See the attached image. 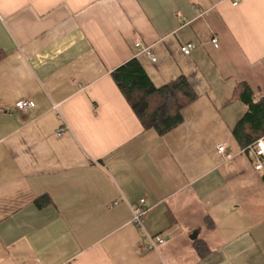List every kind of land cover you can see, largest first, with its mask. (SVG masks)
<instances>
[{"label": "crops", "instance_id": "crops-1", "mask_svg": "<svg viewBox=\"0 0 264 264\" xmlns=\"http://www.w3.org/2000/svg\"><path fill=\"white\" fill-rule=\"evenodd\" d=\"M132 57L198 95L163 135L111 76ZM240 82L264 99V0H0V264H264Z\"/></svg>", "mask_w": 264, "mask_h": 264}, {"label": "trees", "instance_id": "trees-1", "mask_svg": "<svg viewBox=\"0 0 264 264\" xmlns=\"http://www.w3.org/2000/svg\"><path fill=\"white\" fill-rule=\"evenodd\" d=\"M111 76L145 129H154L160 135L183 121V108L198 96L184 75L157 87L137 57L116 67ZM234 98L247 105L245 115L234 129V137L239 149L249 151L248 146L264 135V99L254 100L246 82L237 85ZM204 246L202 241L197 242L200 256L210 251Z\"/></svg>", "mask_w": 264, "mask_h": 264}, {"label": "built area", "instance_id": "built-area-1", "mask_svg": "<svg viewBox=\"0 0 264 264\" xmlns=\"http://www.w3.org/2000/svg\"><path fill=\"white\" fill-rule=\"evenodd\" d=\"M242 0H231L232 5L237 6ZM215 43L216 39L213 40ZM135 48L138 52H143L151 56L153 61H156V57L152 54L149 46L144 45L141 41H137L134 44ZM195 48L194 43H187L182 46L181 50L184 54H191L192 50ZM35 106V101L33 100H20L17 102L16 107L23 111L31 110ZM65 128L61 129L59 132L62 133ZM248 149L252 152L253 156L256 159V169L264 170V135L257 139L255 142L248 146ZM219 152L225 151V144H219L218 146ZM230 157V156H229ZM145 199H141L140 202L136 205H133V221L139 227H144L145 214L147 213V209L144 207ZM150 247L157 248L159 244L164 242V238L160 235H149Z\"/></svg>", "mask_w": 264, "mask_h": 264}]
</instances>
